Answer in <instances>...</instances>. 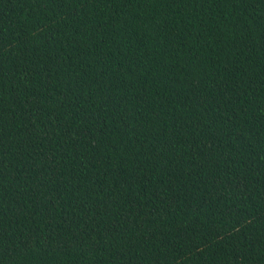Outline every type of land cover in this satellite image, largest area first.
I'll return each mask as SVG.
<instances>
[{
  "label": "trees",
  "instance_id": "obj_1",
  "mask_svg": "<svg viewBox=\"0 0 264 264\" xmlns=\"http://www.w3.org/2000/svg\"><path fill=\"white\" fill-rule=\"evenodd\" d=\"M0 264H264V0H0Z\"/></svg>",
  "mask_w": 264,
  "mask_h": 264
}]
</instances>
